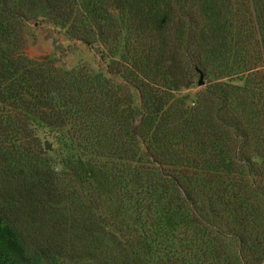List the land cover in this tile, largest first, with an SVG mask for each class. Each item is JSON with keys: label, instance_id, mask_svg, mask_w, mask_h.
<instances>
[{"label": "trees", "instance_id": "trees-1", "mask_svg": "<svg viewBox=\"0 0 264 264\" xmlns=\"http://www.w3.org/2000/svg\"><path fill=\"white\" fill-rule=\"evenodd\" d=\"M9 1L4 0V4ZM18 1L22 11L90 44L101 38L115 43L116 48L126 31L130 40L134 38L130 44L133 53L141 54L121 66L125 74L133 76L131 81L141 96L139 110L132 108L130 96L117 90L112 80L100 75L89 77L83 68L64 71L49 60L27 59L21 70L30 76L33 102L24 100L21 108L31 109V114L54 132L56 139L65 137L90 164L108 176L123 181L132 173L144 174L142 185L130 190L136 208L135 225H152L158 215L154 209L165 197L169 205L177 206L172 210L173 221L200 227L212 241L216 264L256 263L258 254L264 255V236L257 231L255 220L260 203L264 204V19L256 16L249 21L258 40L254 48L251 46L253 59L240 70L245 75L244 85L221 83L215 92L203 93L206 100L198 99L195 107L185 108L172 102L174 88L156 80L159 72L152 70L159 51L176 54L178 43L173 44L169 28L160 18L137 15L141 3L158 0ZM184 6L185 3L180 5V11ZM186 21L183 56L190 76L202 69L200 64L189 61L191 42L195 40L204 57L210 50L197 42V32L190 34L198 29V20L188 17ZM222 38L225 40L226 35ZM237 53L240 60L241 52ZM226 60H220V70ZM145 61L149 65L143 69ZM136 68L140 71L134 72ZM150 75V79L145 77ZM190 78H185V88L191 84ZM200 105L210 106L212 121H205L204 110L197 113ZM17 116L20 118V114ZM3 127L0 121V150L7 149L5 145L13 137L16 144L20 134L13 136ZM24 133L34 138L35 144L25 156L32 160L42 150L45 135L37 127L27 128ZM9 145L14 146L11 142ZM248 255L252 258L248 259ZM29 262L25 241L0 216V264ZM119 263L132 264L130 255L125 254Z\"/></svg>", "mask_w": 264, "mask_h": 264}, {"label": "rangeland", "instance_id": "rangeland-1", "mask_svg": "<svg viewBox=\"0 0 264 264\" xmlns=\"http://www.w3.org/2000/svg\"><path fill=\"white\" fill-rule=\"evenodd\" d=\"M7 3L0 0V121L11 135L20 134L16 144L13 137L5 145L7 149L0 150V216L25 241L29 264H120L125 254L130 255L132 264H216L212 241L200 227L173 221L172 210L177 206L169 205L165 197L154 209L159 219L153 218V227L149 223L144 227L135 225L136 208L130 190L142 185L143 173H132L123 181L108 176L90 164L65 137L56 139L55 133L31 114V109L21 108L24 100L33 102V84L21 70L27 59L49 60L64 71L83 68L89 77L100 75L112 80L117 90L130 96L132 108L139 110L141 96L131 81L133 76L121 68L133 57H141L130 46L134 38L130 40L123 31L116 48L115 43L101 38L90 44L22 11L18 0ZM182 3L185 9L180 11ZM137 12L153 20L160 18L169 28L173 44L178 43L176 54L159 51L152 63L153 72H159L155 79L174 88L172 102L177 101V106L180 103L181 107H195L198 99L206 100L204 92H215L221 83L244 85L245 75L240 70L253 59L251 46L254 48L258 40L249 21L256 16L264 19V0H158L141 3ZM188 17L198 20V29L190 34L197 32V42L210 50L204 57L195 40L191 42L189 61L202 68L190 74L192 78L183 56ZM236 51L241 52L240 60ZM198 55L204 57L203 61ZM163 56L166 58L162 61ZM222 58L228 61L220 70ZM148 65L149 61H145L142 68ZM145 77L150 79L152 75ZM185 78L191 82L186 88ZM209 107H198L197 113L206 112V122L212 121ZM32 127H37L45 140L40 153L31 160L25 156L35 144L34 138L24 132ZM46 141L51 145L49 151L45 149ZM121 182L125 183L120 185ZM260 204L255 220L257 231L264 236V204ZM261 263L264 264L261 253L256 263L250 262Z\"/></svg>", "mask_w": 264, "mask_h": 264}, {"label": "water", "instance_id": "water-1", "mask_svg": "<svg viewBox=\"0 0 264 264\" xmlns=\"http://www.w3.org/2000/svg\"><path fill=\"white\" fill-rule=\"evenodd\" d=\"M45 149L47 151L51 150V145H50V143L48 141L45 142Z\"/></svg>", "mask_w": 264, "mask_h": 264}]
</instances>
